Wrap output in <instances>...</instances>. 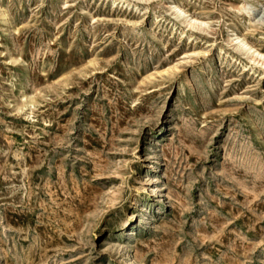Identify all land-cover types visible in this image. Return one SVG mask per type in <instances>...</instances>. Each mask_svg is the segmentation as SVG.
<instances>
[{
  "label": "rangeland",
  "instance_id": "1",
  "mask_svg": "<svg viewBox=\"0 0 264 264\" xmlns=\"http://www.w3.org/2000/svg\"><path fill=\"white\" fill-rule=\"evenodd\" d=\"M0 264H264V0H0Z\"/></svg>",
  "mask_w": 264,
  "mask_h": 264
},
{
  "label": "bare ground",
  "instance_id": "2",
  "mask_svg": "<svg viewBox=\"0 0 264 264\" xmlns=\"http://www.w3.org/2000/svg\"><path fill=\"white\" fill-rule=\"evenodd\" d=\"M258 55V54H257ZM259 57H261L260 55H258Z\"/></svg>",
  "mask_w": 264,
  "mask_h": 264
}]
</instances>
